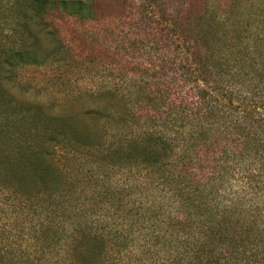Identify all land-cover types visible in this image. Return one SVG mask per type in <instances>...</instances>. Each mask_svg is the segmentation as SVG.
Returning <instances> with one entry per match:
<instances>
[{"label": "trees", "instance_id": "1", "mask_svg": "<svg viewBox=\"0 0 264 264\" xmlns=\"http://www.w3.org/2000/svg\"><path fill=\"white\" fill-rule=\"evenodd\" d=\"M136 7L135 89L56 98L15 69L93 62L46 15L104 8L0 0V264H264V0Z\"/></svg>", "mask_w": 264, "mask_h": 264}, {"label": "rangeland", "instance_id": "2", "mask_svg": "<svg viewBox=\"0 0 264 264\" xmlns=\"http://www.w3.org/2000/svg\"><path fill=\"white\" fill-rule=\"evenodd\" d=\"M97 1L105 10V17L97 21L81 22L58 12L46 15L76 57L92 55L95 60L79 70L72 66L59 73L30 65L17 67L14 71L15 87L32 88L34 93L37 90L50 92L56 98L82 87L121 85L124 89H135L128 74L134 71L133 65L137 61L132 52L123 50L121 54L122 38L119 34L130 31L133 22L138 21V0ZM117 4L120 8L114 11Z\"/></svg>", "mask_w": 264, "mask_h": 264}]
</instances>
